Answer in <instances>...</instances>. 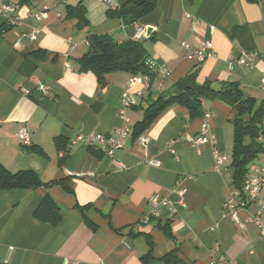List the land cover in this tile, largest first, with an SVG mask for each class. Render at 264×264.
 I'll return each mask as SVG.
<instances>
[{"label": "crops", "instance_id": "obj_1", "mask_svg": "<svg viewBox=\"0 0 264 264\" xmlns=\"http://www.w3.org/2000/svg\"><path fill=\"white\" fill-rule=\"evenodd\" d=\"M4 1L17 9L16 21L4 31L9 19L0 15V162L11 172L33 170L44 183H62L0 190V264H168L163 258L171 252L178 264H211L213 258L264 264V229L249 220L258 204L239 211L240 224L224 207L235 190L230 167L234 125L227 103L203 102L214 142L189 141L201 134L205 115L188 120V109L178 104L137 138L132 135L144 106L161 93L173 92L195 68L199 83L210 81L220 88L238 81L246 97L264 99V0H159L153 12L129 25L111 17L103 0ZM116 1L121 5L127 0ZM79 2L90 23L82 29L76 19L66 17L67 6ZM139 27L145 29L142 37H137ZM90 33L111 34L119 42L139 40L149 59L167 71L151 79L137 75L149 77V82L130 89L137 105L124 114L121 98L131 74L110 73L101 85L93 72L75 68L74 59L88 50ZM207 39L212 53L202 62L189 57ZM245 49L258 54L252 68L235 62ZM39 51L43 56L35 55ZM39 82L49 88L48 95L38 89ZM127 125L130 131L113 157L78 140L81 133L113 135ZM22 126L29 129L31 144L46 155L25 148L18 136ZM143 135L147 143H139ZM57 136L68 141L63 162ZM216 148L230 157L219 167ZM153 160L160 164H150ZM179 187L187 189L185 203L164 208L159 218L170 224L169 237L158 219L145 222V217L151 195L178 200ZM47 193L63 213L57 227L34 215ZM169 263L175 264L174 259Z\"/></svg>", "mask_w": 264, "mask_h": 264}, {"label": "trees", "instance_id": "obj_2", "mask_svg": "<svg viewBox=\"0 0 264 264\" xmlns=\"http://www.w3.org/2000/svg\"><path fill=\"white\" fill-rule=\"evenodd\" d=\"M30 1L20 0V3ZM158 2L159 0H127L116 9L109 8V15L119 19L123 24H133L153 12L158 6ZM66 17L76 19L80 29L90 24L86 7L82 2L77 5H68ZM12 26L13 24L7 22V26L3 27L2 31ZM88 42L87 52L74 59L75 68L80 72H93L101 85L106 84V76L113 72L147 75L150 79L159 73L157 69L149 65V54L139 40L128 39L119 42L111 34L90 33ZM35 55L43 56V52H36ZM198 72L199 69L195 68L194 71L175 84L173 92L168 95L161 93L144 106L143 118L132 126L133 138H137L151 128L167 108L176 104L183 105L188 109V120H191L205 115L203 107L205 100L223 101L231 108L230 121L234 125V145L230 163L234 173V187L242 190L248 174L257 165V160L264 156V146L259 139L260 134L264 132V99L246 97L238 81L224 82L220 88H215L210 81L199 83L197 81ZM28 95L31 96L32 91ZM55 143L58 150L64 152L60 159L63 162L68 154V141L65 137L57 136ZM25 148L30 152L46 155V152L39 145H25ZM229 158L228 156V160ZM60 182L62 183V181L44 183L33 170L11 172L0 162V190L37 189L42 186L50 187ZM63 185L65 189H68L65 184ZM34 215L38 220L45 221L53 227H57L63 220L62 210L50 193H47L42 199ZM86 220L88 222L87 218ZM150 220H157V218ZM157 221L164 233L173 237L170 224H163L160 219ZM148 258V255L144 256L143 260L146 262ZM163 259L168 264L173 259L175 264L179 262L175 252L169 253Z\"/></svg>", "mask_w": 264, "mask_h": 264}, {"label": "built area", "instance_id": "obj_3", "mask_svg": "<svg viewBox=\"0 0 264 264\" xmlns=\"http://www.w3.org/2000/svg\"><path fill=\"white\" fill-rule=\"evenodd\" d=\"M108 4L109 8L116 9L119 7V3L116 0H103ZM17 6L13 3L0 0V15L5 16L9 19V22L13 24L16 21L14 13L16 12ZM41 16L46 17V10L42 12ZM145 34V29L139 27L137 31V37H142ZM31 38H35V34H31ZM189 48L188 44H184ZM213 51L212 41L210 39L204 40L200 48L195 53H190L189 57H196L199 62L204 61L207 56H209ZM258 60V54L255 51L242 50L240 56L235 60L236 63L243 67H254ZM149 65L157 69L162 74H167L164 67L157 66L155 62L151 59L148 61ZM149 82V77H142L137 75H132L129 78V89L123 91L121 98V109L120 113L124 114L127 108H131L137 105V100L131 94V88L137 84H147ZM260 87L264 90V70L262 72V77L260 80ZM38 89L43 95H48L49 88L39 82ZM23 92L29 94L31 90L24 87ZM210 113L205 114V122L202 126V131L199 136H190L189 141L194 145H201L210 142H214V138L208 135L209 124L208 118ZM130 131L129 125L124 128L117 129L113 135H106L101 132H93L84 134L81 133L78 136V140L86 145L95 146L100 148L107 156L113 157L115 152L122 147V142ZM19 138L23 141L25 145L31 144V133L26 126H22L18 132ZM260 141L264 146V132L260 134ZM148 136H140L139 143H147ZM215 153V163L219 167L225 164L228 160V155L221 151L219 148L214 150ZM152 165H159V161H150ZM119 167L125 168L126 165L123 162H119ZM187 189L184 187L178 188V200H173L168 197H161L160 195L154 194L149 198L151 205V211L147 217H145V222L150 221L151 218H161L163 215V209H173L176 207L177 202L183 204L185 203V193ZM250 203H257V211L249 218L250 221L255 222L261 229H264V165H256L253 170L248 174L243 189H235L231 191L224 202V207L228 214L238 223H241L239 216V211L248 207ZM104 264V263H98ZM211 264H235L233 261L226 259L213 258Z\"/></svg>", "mask_w": 264, "mask_h": 264}, {"label": "rangeland", "instance_id": "obj_4", "mask_svg": "<svg viewBox=\"0 0 264 264\" xmlns=\"http://www.w3.org/2000/svg\"><path fill=\"white\" fill-rule=\"evenodd\" d=\"M257 165H264V156L257 160Z\"/></svg>", "mask_w": 264, "mask_h": 264}, {"label": "water", "instance_id": "obj_5", "mask_svg": "<svg viewBox=\"0 0 264 264\" xmlns=\"http://www.w3.org/2000/svg\"><path fill=\"white\" fill-rule=\"evenodd\" d=\"M150 31H151V29L149 28V29H148V33H149Z\"/></svg>", "mask_w": 264, "mask_h": 264}]
</instances>
